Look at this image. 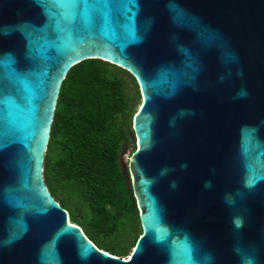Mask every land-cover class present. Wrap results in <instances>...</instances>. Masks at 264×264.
Returning a JSON list of instances; mask_svg holds the SVG:
<instances>
[{"label":"water","instance_id":"water-1","mask_svg":"<svg viewBox=\"0 0 264 264\" xmlns=\"http://www.w3.org/2000/svg\"><path fill=\"white\" fill-rule=\"evenodd\" d=\"M85 60L140 92L126 258L42 179L57 96ZM0 264H264V0H0Z\"/></svg>","mask_w":264,"mask_h":264},{"label":"trees","instance_id":"trees-1","mask_svg":"<svg viewBox=\"0 0 264 264\" xmlns=\"http://www.w3.org/2000/svg\"><path fill=\"white\" fill-rule=\"evenodd\" d=\"M137 83L100 60L73 66L57 96L42 165L43 183L101 251L121 258L141 236L139 212L121 169L132 130Z\"/></svg>","mask_w":264,"mask_h":264},{"label":"rangeland","instance_id":"rangeland-1","mask_svg":"<svg viewBox=\"0 0 264 264\" xmlns=\"http://www.w3.org/2000/svg\"><path fill=\"white\" fill-rule=\"evenodd\" d=\"M140 102H141V97H139V98H137V100L135 101V104H136V107H135V112L137 111V109H138V107H139V105H140ZM133 143L131 142L130 143V145H129V147L124 151V153H123V163L126 165L127 164V162H128V160H129V158H130V156H131V154L133 153V149H134V147H133ZM130 251L132 252V249H130ZM130 252V253H131ZM126 258V257H125Z\"/></svg>","mask_w":264,"mask_h":264},{"label":"clouds","instance_id":"clouds-1","mask_svg":"<svg viewBox=\"0 0 264 264\" xmlns=\"http://www.w3.org/2000/svg\"><path fill=\"white\" fill-rule=\"evenodd\" d=\"M59 205V204H58Z\"/></svg>","mask_w":264,"mask_h":264}]
</instances>
